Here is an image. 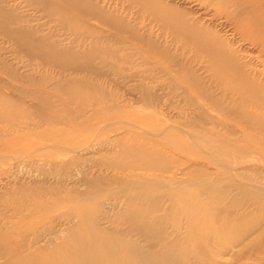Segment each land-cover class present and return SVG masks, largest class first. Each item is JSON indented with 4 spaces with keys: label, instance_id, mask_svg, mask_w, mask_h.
<instances>
[{
    "label": "bare ground",
    "instance_id": "6f19581e",
    "mask_svg": "<svg viewBox=\"0 0 264 264\" xmlns=\"http://www.w3.org/2000/svg\"><path fill=\"white\" fill-rule=\"evenodd\" d=\"M141 107L162 118L142 125ZM190 129L232 142L230 194L164 142ZM27 137L33 151L5 155ZM0 154L16 218L0 215V264H218L209 250L248 236L261 250L264 0H0Z\"/></svg>",
    "mask_w": 264,
    "mask_h": 264
},
{
    "label": "rangeland",
    "instance_id": "374dc122",
    "mask_svg": "<svg viewBox=\"0 0 264 264\" xmlns=\"http://www.w3.org/2000/svg\"><path fill=\"white\" fill-rule=\"evenodd\" d=\"M32 7H35V6H32ZM42 16H44L45 19ZM42 16H40V17L42 18V20L44 22H48V20L55 21V18L54 17H48V16H45V15H42ZM59 31L62 32V30H58V32ZM216 31L218 32V30H216ZM64 32L67 33V31H64ZM64 32H62V33H64ZM34 63H36V62H34ZM43 69H46V67L43 68ZM112 114L117 115L118 113L114 112ZM140 115H141L142 125H148V126H150L151 124H154L156 121H158V120H160L162 118V116L156 110H154L151 107H148V108L147 107H141L140 108ZM143 118H144V120H143ZM114 122H119V123H114ZM111 123L114 126H111V125L108 126L109 129L110 128L111 129H117V128H119V127L122 126L121 124H124V122L119 121V120H115V121H113ZM169 125H174V124L171 123V122H167L165 124V126H164L165 130L163 128V131H167L166 127H168ZM126 131L127 130L121 129V130L112 132L109 135L102 136V139L101 140L102 141H105V140L106 141H109V140H112V139L121 137V136H123L126 133ZM166 133L167 132H165V134ZM190 133H191V136H195V140L196 141H193V139H191V138L189 139L188 137H185L183 134H181L180 137H177V136L175 137L174 134H170V135H167L166 134V137H164L165 138L164 139V142L166 144L168 143V147L170 145L172 146V148H169V150L172 151L173 154L175 152H177V153L179 151L181 152L184 149L185 150L186 149L188 150L190 148H194V150H195L196 153H194V154L191 153L189 156H185L184 157V160H187L188 158L191 159V160L197 158L198 161L200 162L198 164V167L199 166L204 167V169L202 168V170L205 173L204 178L206 179L208 177L207 178L208 181H213V180L214 181H217L218 180V187L215 190V193H217L218 195H220L223 192H228L230 194L231 193V190H232V182L230 180V177L231 176L229 175V173H228V175H226L227 173L225 174V172L228 171L232 167V165L234 164V161H235L233 159L231 153H230V151L232 150V146H233L232 142L219 141L218 140V137H214L209 132H204V131H200L199 132V130L190 129ZM169 137H170V139H169ZM208 137L209 138H212V140L214 139V142H211V144H208L207 141H206V139H208ZM64 139H67V137H65ZM37 141H38L37 138L27 137V138L23 139L21 142H19V144L17 146H15L11 150L7 151L8 154H5V155H10V156L15 155V154L16 155H23L24 153H27L29 151H33L34 146H35L34 144H36ZM30 142H31V144H29ZM177 142H179V143H177ZM196 144L199 145V146H197ZM201 144L207 146L209 149L203 150V147H202ZM174 145H176L177 148H179V146H180V148L178 149V151L173 147ZM24 147H26V148L24 149ZM198 147H201V148H198ZM44 148H42V149H44ZM201 150H203L204 152L201 151ZM195 154L197 156L199 155L200 157L199 156L197 157ZM5 155H1L0 154V156H5ZM89 157H90V159H93V161H94V159L95 160L97 159L98 161L97 160L96 161L98 163L96 161H94L92 163H94V165H98L99 164V166H97V168H100V163H99L100 161H99V159L96 156H89ZM91 157H93V158H91ZM24 160H25L26 165H27L28 168H31V169H34L35 168L34 169L35 172L37 170H39L42 173V175H43V172H44L45 173L44 174L45 176L49 172H51L50 169L49 170H46L48 168H45V167L44 168H42V167L38 168V166L35 167L34 164H33V162H32L33 161L32 157L31 158L30 157H27V158L25 157ZM9 162L10 161H4L0 157V167H1L0 168V184H2L4 182V179L6 178V176L8 175V173L13 172L12 171L13 169L12 170L10 169L11 167H10ZM13 162H15V161H13ZM252 164H253L254 168L255 167L257 168V164L259 165L258 162H253ZM191 168H192V170L190 169L191 172H189L190 174H189V177H188V181L187 182H190L191 185L194 184V183L201 182V180L203 179L202 178L203 176H200L199 172L195 171L194 168H196V167H191ZM37 173H39V172H37ZM251 174L254 175L253 172H251ZM195 177H197V178L195 179ZM42 180H43L42 183L44 185H47V186H51L52 185L51 187H56V182L55 181L51 180L53 183H51V181L48 182L49 180L47 179V177L45 179L43 178ZM107 180H109V179L107 178ZM192 182H194V183H192ZM194 185H192L191 187H189L190 188L189 190H193V188H194L193 186ZM1 186H3V185H0V196H3L4 189H2ZM4 188H5V186H4ZM108 188L110 189V191L113 189V187H111V188L108 187ZM103 189H107V187L106 188H103ZM74 195L75 196H78V194H74ZM70 197H71V199H75V197L73 198L72 195H70ZM100 201H103V199H100ZM64 205H66V203ZM13 209H14V207H9V210H8L5 207V203H3V202L0 203V215H5L8 220H14V219H16L15 216H14L15 214H13L12 211H11ZM63 211H64V209H62V212L61 213H63ZM4 221H5V219L2 217V219L0 220V225H2L1 223H4ZM253 237L254 236L245 237L244 240H243V242H241V243H239V244H237L235 246H231V245L230 246H227L228 244H225L223 242L222 243H218V246L212 248L209 251L213 255L214 260L218 264H264V245L261 247V250H258V251L255 250V244H256V242H253V240H252ZM206 264H209V262H206Z\"/></svg>",
    "mask_w": 264,
    "mask_h": 264
}]
</instances>
